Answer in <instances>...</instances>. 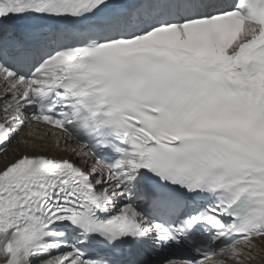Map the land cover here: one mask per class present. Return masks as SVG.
Instances as JSON below:
<instances>
[{
  "label": "snow or ice",
  "instance_id": "1",
  "mask_svg": "<svg viewBox=\"0 0 264 264\" xmlns=\"http://www.w3.org/2000/svg\"><path fill=\"white\" fill-rule=\"evenodd\" d=\"M0 154V264H264V0H0Z\"/></svg>",
  "mask_w": 264,
  "mask_h": 264
},
{
  "label": "bare ground",
  "instance_id": "2",
  "mask_svg": "<svg viewBox=\"0 0 264 264\" xmlns=\"http://www.w3.org/2000/svg\"><path fill=\"white\" fill-rule=\"evenodd\" d=\"M43 131H44V129L43 128H41V129H39L38 130V135L39 134H42L43 133ZM51 141H49V143H50ZM18 147V145L15 143V145H11V147L9 148V153H10V155L8 156V159H12V156H11V152L14 150V149H16ZM3 159V155H1L0 156V160H2ZM262 247H264V245H262Z\"/></svg>",
  "mask_w": 264,
  "mask_h": 264
},
{
  "label": "rangeland",
  "instance_id": "3",
  "mask_svg": "<svg viewBox=\"0 0 264 264\" xmlns=\"http://www.w3.org/2000/svg\"><path fill=\"white\" fill-rule=\"evenodd\" d=\"M12 145H15V142Z\"/></svg>",
  "mask_w": 264,
  "mask_h": 264
}]
</instances>
